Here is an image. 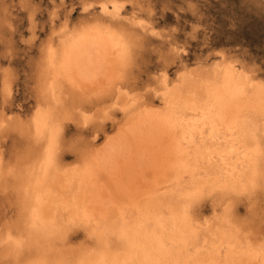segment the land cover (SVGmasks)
<instances>
[{
  "label": "snow or ice",
  "instance_id": "obj_1",
  "mask_svg": "<svg viewBox=\"0 0 264 264\" xmlns=\"http://www.w3.org/2000/svg\"><path fill=\"white\" fill-rule=\"evenodd\" d=\"M37 2L38 0H30L29 7ZM71 3L75 6V12L82 13L81 17L77 18L72 14L73 8L68 0L63 3L56 0L55 5H48L54 26L43 42L37 41L40 53L33 64L39 65V82L29 97L34 99L33 109L30 110L26 125L23 122L16 123L17 127L26 130L29 148L35 153L30 175L35 177L37 199L41 204L69 200L79 210L81 218L91 222L93 218L89 214L90 205L101 199L98 193L107 192L110 199L103 201L107 211L102 215L130 224L124 219L123 207L116 203L119 193L113 192L103 182V178L105 174L115 173L118 154L133 161L147 159L151 146L156 143L158 128L163 129L177 151L188 158V170L194 177L196 171L204 170L207 165L212 164V157L206 154L218 151V146L214 148L209 145L210 140L223 137L246 144L256 139L258 128L262 145L260 189L264 194V103L258 113H250L242 122L226 120L224 109L227 96L220 92V76L225 78L223 87H230L235 82L239 88L246 87L249 77L243 71L237 72L236 65L228 63L224 51L216 53V64L208 65L209 76L212 72L216 74L214 91L211 88L203 89L205 83L213 84V80L204 81L201 75L189 70L175 76L173 83L169 66L178 65L185 50L178 42L181 37L172 39L171 34L176 29H168L169 38L165 45L168 54L161 56L155 67H146L147 58L142 63L137 57V51L148 44L149 26L144 21H138L134 15L125 16V4L120 0H71ZM45 23H48L47 19ZM7 27L5 22L6 31ZM150 35L155 37L160 33L152 31ZM30 44L32 39L26 38L24 46L27 48ZM33 56L36 57L35 52ZM222 56L224 60H220ZM151 62L155 63L154 57ZM203 63L208 62L202 60ZM14 78L7 71L3 73L0 93L5 100L9 95L10 80ZM261 89L264 93V82ZM202 90L206 91V98L199 106L195 101L191 104L185 101L186 96L197 97ZM162 95L165 100L160 108L143 107ZM190 111L198 114L196 120L188 118ZM101 119H120L121 135L126 139L118 146H106L103 154L97 153L82 167L61 168L57 162V149L65 124L71 121L81 129H89ZM12 125L13 122L6 119V123L0 127ZM229 133L232 135H228ZM193 153L196 156L194 162L191 159ZM220 159L224 160L222 152ZM205 160L207 164L204 163ZM117 208L118 214L113 211ZM163 208V205L157 208H153L151 204L143 206L136 223L130 226L137 230V234L139 230L147 231L153 216L157 222L165 219ZM187 209L188 205H185L180 217L179 237L151 231L149 235L155 241V247L151 250L147 245L132 243L130 258H89L74 264H225L223 260L215 258L218 253L225 251L241 255L255 253L260 256V264H264V211L261 212V237L259 244L254 247L251 233L246 230V217L237 220L226 213L223 220L228 228L214 232L211 225L213 220H219L220 217L199 221ZM30 211L35 214L36 208L31 207ZM167 219L175 222L177 218L173 214ZM120 235L126 238L125 233ZM108 236V233L98 236L99 247H112ZM11 240L12 236L9 234V241ZM15 243L17 246L21 245L19 240ZM16 264L36 262L17 261ZM38 264L49 262L41 261ZM53 264L67 262L54 261Z\"/></svg>",
  "mask_w": 264,
  "mask_h": 264
},
{
  "label": "rangeland",
  "instance_id": "obj_2",
  "mask_svg": "<svg viewBox=\"0 0 264 264\" xmlns=\"http://www.w3.org/2000/svg\"><path fill=\"white\" fill-rule=\"evenodd\" d=\"M120 1L126 5L125 16L134 15L137 20L144 21L149 26L148 44L137 51V57L142 63H145L147 58L146 67H155L161 56L168 54V48L165 47L169 38L168 29L177 30L171 34L172 39L176 40L177 37H181L178 42L185 50L179 64L175 67L169 66L173 83H175V76L185 70L201 75L204 81L209 79L208 65L217 63L216 53L220 51L226 53L228 62L235 64L260 86L264 82V0ZM63 2L64 0H61V3ZM68 3L73 8L72 14L77 18L81 17L82 13L75 12V6L72 5L71 0H68ZM29 4L30 0H0V88L3 86L5 71L15 77L10 80L7 100L0 93V125L5 124L6 119L13 122L11 127H0V264L25 262L39 257L38 254L43 256L44 253L46 254L43 257L48 255V258L45 257L47 262L58 258L56 260L74 264L75 259L84 256L80 255V252L81 254L82 252L88 253L90 249L92 252L96 245L98 246L96 235L91 236L88 228L75 225L76 227L73 226L72 229L68 228L67 233L53 234L55 240H52L54 237L51 235L53 238L48 237L46 242L49 244H46L44 240L43 242L42 240L36 241L26 234L25 222H23L25 220L22 217L25 202L24 189L28 186L25 187L23 184H28L34 177L30 175V168L34 163L35 153L29 148L26 130L17 127L16 123L23 122L26 125L30 110L33 109L34 99H29V97L39 82V65L33 64V60L38 59L40 53V44L37 41L43 42L53 30L54 21L51 19L48 5H55L56 0H38L37 3L32 4L31 8ZM45 19L48 20L47 24ZM57 19H59V14H57ZM5 22L8 26L7 31ZM46 28L47 32H45ZM152 31L160 35L153 37L150 35ZM26 38L32 39V44L27 48L24 46ZM33 52L36 53V57L33 56ZM153 57L155 63L151 62ZM202 60L208 63L202 64ZM220 60H224V57H220ZM214 73L212 72L211 76ZM25 77L29 79L26 80ZM262 97L264 102V93ZM149 105H143V107L160 108L162 106L160 97L150 101ZM121 126L120 119H101L89 129H81L76 123L67 122L58 141V164L61 168L67 169L80 167L97 153L103 154L106 146L115 143L118 146L123 139H126L121 135ZM163 146L165 144L152 148L154 147L152 145L149 157L142 160L133 161L122 154L120 157L118 154L117 171L113 174H105L103 178V182L109 185L113 192L119 193L117 204L129 203L137 197L138 200L143 199L142 196L145 193L142 195V192L167 183L168 175L165 170H162V165L160 166L163 160L159 156L161 155L160 150L158 152V149ZM21 180L25 183L20 182ZM205 192L194 204L192 203L193 206L191 205L192 213L200 221L215 217L223 218L224 216L221 215L226 213H230L237 220L246 217V230L251 233V241L255 243L260 240L261 212L264 211V194L261 192L260 183L247 191L236 194L221 195L217 192L214 194ZM98 196L101 200L93 202L92 208H103L104 210L103 201L109 200L110 197L107 192L98 193ZM127 205L130 207V203ZM221 220H213L211 226L223 224ZM9 234L12 237L16 236L12 239L18 240L21 235L22 238L24 235L26 238L19 239L21 245L17 246L14 240H8ZM57 235L61 238L58 236V239ZM25 239L29 241L25 242ZM52 241L55 242L52 243ZM10 242H13V247ZM86 244L87 246L92 244L88 247L89 251ZM50 249L54 252L48 253L51 252ZM35 252L38 254L36 255ZM87 253H84L85 256ZM240 264L250 263L244 260Z\"/></svg>",
  "mask_w": 264,
  "mask_h": 264
},
{
  "label": "bare ground",
  "instance_id": "obj_3",
  "mask_svg": "<svg viewBox=\"0 0 264 264\" xmlns=\"http://www.w3.org/2000/svg\"><path fill=\"white\" fill-rule=\"evenodd\" d=\"M138 21L140 20L138 19ZM228 63H232V62H228ZM236 70L237 72L241 71L239 67H237ZM215 77H216L215 73L212 76H210L209 79L213 80L214 83L213 84L205 83L203 85V89L206 90L208 88H211L214 91L216 87ZM209 79H206L205 81H208ZM224 82H225V78L223 75H221L219 79V83L222 86L220 88V92L227 96V104L224 109V116L226 120L228 121L238 120L242 122L244 120V117L249 115L250 113L259 112L261 105L264 102H263V97L261 93L262 89L258 83H256L253 79L248 78L246 82V87L239 88L237 87L235 82H233L230 87H223ZM190 86L195 87L194 85H190ZM204 98H206V91L202 90L201 94L198 95L197 97L186 96L185 101L189 104L195 101L197 106H199ZM164 100L165 98L163 97V95L160 96V101L162 102V105L164 104ZM188 118L191 120H196L198 118V114L194 111H190L188 113ZM149 127H151V122L149 124ZM228 135H232V134L229 133ZM208 143L214 148L218 146V151H214V152L206 154L212 157V164L207 165V168L204 170L196 171L195 177H194L193 174L188 170L189 169L188 158L184 155H181L177 151L176 147L173 145L171 139L163 131V129L158 128L156 143L154 144V147L152 148H156L157 146H160L161 144H165V146L158 149V152L160 150L161 155H159L158 152H157L158 153L157 155H159L160 158L163 160L160 162V166L162 165V168H163L162 170H165L166 174L168 175V179L166 180L167 183H165V185L163 186L159 185L157 187L149 189L147 192L146 191L142 192V195L145 193L144 194L145 196L141 195L143 199L138 200V197L137 199L133 197L135 199H132L129 202L130 207L129 205L126 206V204H129V203L117 204L123 207L124 219L128 220L130 224H125L122 221H116L111 216L109 218H105L102 215V213H104L105 210L107 211V209L105 208L103 210V208H94V207L92 208V204L89 207V214L93 218L91 222L82 219L81 216L79 215V210L74 206V203L69 200H64V201H60L58 203H52V204H49V203L41 204L40 201L37 199V190L35 188V177H33L31 181H29L28 184L27 183L23 184L25 187L26 185H28L26 188L24 187L25 189L23 188L25 196L22 194L23 192H21V194L25 198L24 208L22 211V214H23L22 217H23V220H25L23 222H25L26 234H28V236H30V238H32L33 240H36V241L42 240L41 242H43L44 240L46 244H49L46 242V240L48 239V237H51V235L57 232L65 233L67 230H69L68 228H71L75 225L88 228V230H90V235L92 234L91 236L96 235L95 237H97V243H99L98 236L101 233L109 234L108 238L112 244V247L105 249V248H101L97 246L96 244H93V245H96V247L92 250V252H90L91 249L88 247L92 246V244L90 246H87L88 244H86L88 251L90 249L89 251L90 253L84 252V253H87L85 256V254L83 252L81 254L79 250L80 255H84V256L78 257L77 259L74 260L75 262L81 259H89V258L96 259V260H102L104 258H108V259L118 258V259L123 260L126 258H130L129 252L131 250L132 243H135L137 245H147L149 250H151L153 247H155V241L149 235V232L151 231H156L157 233L163 232L166 236L169 234H175L177 237H179L180 228H181L180 217L182 216V213L185 210V205H188L187 210L189 214H193L191 210V207L193 206L192 203L194 204V202L197 201L199 197L204 194L203 192L206 191L208 194L210 192H212L213 194L214 192H217L221 195L225 193L236 194L239 192L241 193V192L247 191V189H251L256 184L261 182L260 160H261L262 145L259 139L258 128H257L256 139L254 141L250 140L246 144L241 143L239 140H236L235 142L231 140H226L223 137L215 141L210 140ZM221 152L224 154V160L220 159ZM122 156L124 155L122 154ZM191 159L193 162L195 161L196 159L195 153H193ZM204 163L207 164V161L205 160ZM117 167H119V165ZM223 169H226V171H223ZM228 173H231V175H228ZM25 174L24 176H27ZM69 176H71V173H69ZM217 177H219V179ZM27 181L28 179L26 180V182ZM206 181H207V184H206ZM20 182H23V181L21 180ZM205 184L206 186L202 188V185H205ZM21 199L23 198L21 197ZM148 204H151L153 208H157L160 205H163L164 206L163 215L165 219L163 221L157 222V220L153 216L151 223L148 224L147 231L139 230V234H137V230L131 227L130 225L136 223V218L137 216L140 215V209L143 206L148 205ZM169 206H171V210H169ZM31 207L36 208L35 214H33L30 211ZM113 211L118 214L119 209L118 208L113 209ZM173 214L177 218L175 222L167 219V217L172 216ZM221 216H225V215H221ZM196 219L198 218L196 217ZM221 219H222L221 221L223 224L216 225L215 227L211 226L214 232L217 229H227L228 228V224H224L225 222L223 218ZM161 224L163 225V227H161ZM122 232L126 234V238L121 237L120 234ZM23 234L24 233H22V235ZM18 235H21V234H18ZM18 235H17V238L19 237ZM22 235H21V238H22ZM58 236L59 235H57V237ZM53 237H51L53 238L52 240H55L56 238L54 235ZM12 238H16V236ZM21 238L19 237V239ZM24 238H26L25 235L22 239L24 240ZM32 239L31 241H33ZM12 240L16 242L17 239H12ZM28 241L25 239V242H28ZM36 241L35 243H38ZM53 242L55 241H52V243ZM12 243L10 244L11 246H12ZM45 243L44 244L42 243V244L45 245ZM237 243H239V241H237ZM258 244H259V241L257 240V242L253 243V246L256 247ZM33 245H36V244L33 243ZM35 249L37 250V247ZM55 251L58 252L57 249H55ZM42 252H39V253H42ZM52 252H54V250H51V252H48V253H52ZM77 254L79 253L77 252ZM38 255H40L39 257L37 256L38 258L35 256L36 257V258L34 257L35 259L28 260L25 262H36V264H38V262L46 261V259L48 258V255L47 256L45 255V257H47L46 259L45 257L41 256L42 254H38ZM69 255L71 254L69 253ZM75 257H76V254H75ZM215 258L223 260L225 264H240V262L244 260L250 264H260V256L255 253L241 255V254H235V253L225 251L222 254L218 253ZM56 259L54 261H58Z\"/></svg>",
  "mask_w": 264,
  "mask_h": 264
},
{
  "label": "clouds",
  "instance_id": "obj_4",
  "mask_svg": "<svg viewBox=\"0 0 264 264\" xmlns=\"http://www.w3.org/2000/svg\"><path fill=\"white\" fill-rule=\"evenodd\" d=\"M54 261H50L49 264H53Z\"/></svg>",
  "mask_w": 264,
  "mask_h": 264
}]
</instances>
